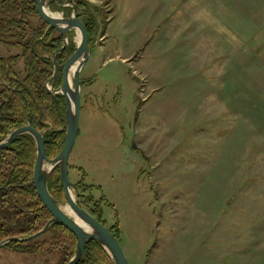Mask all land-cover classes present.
<instances>
[{
	"label": "rangeland",
	"instance_id": "rangeland-1",
	"mask_svg": "<svg viewBox=\"0 0 264 264\" xmlns=\"http://www.w3.org/2000/svg\"><path fill=\"white\" fill-rule=\"evenodd\" d=\"M83 1L99 36L69 157L78 203L119 227L130 264H264V60L243 22L219 0ZM56 233L1 247L0 264H57L30 252Z\"/></svg>",
	"mask_w": 264,
	"mask_h": 264
},
{
	"label": "trees",
	"instance_id": "trees-1",
	"mask_svg": "<svg viewBox=\"0 0 264 264\" xmlns=\"http://www.w3.org/2000/svg\"><path fill=\"white\" fill-rule=\"evenodd\" d=\"M71 1L78 18L81 17L77 14L78 10L89 13L86 26L92 47L99 36L98 18L84 7L83 0ZM37 18L40 17L36 0H0V44L21 49L19 55L0 57V138L15 129L31 125L44 133L47 155L53 158L65 144L67 103L62 94L50 91L48 85L56 90L63 84L61 72L55 79L51 78L55 70L53 58L64 44V39L44 20L37 24ZM73 36L71 34L70 37ZM75 46L74 42H70L71 50ZM56 55V58L67 57L60 53ZM20 62L23 63V70L17 72L15 68ZM59 64L62 65V62ZM36 157L35 139L27 133L0 151V243L12 237L37 233L52 217L32 184ZM49 189H56L58 194L61 192L59 172L50 177ZM13 218L17 221L16 225L9 222ZM49 231L57 233L51 239L33 242L30 252L56 251L60 254L57 264H68L76 251L77 238L58 223L52 224ZM111 231L119 236L118 226L112 227ZM18 243L20 241H10L5 246ZM77 264L115 263L101 243L92 240L86 244L85 255Z\"/></svg>",
	"mask_w": 264,
	"mask_h": 264
},
{
	"label": "water",
	"instance_id": "water-1",
	"mask_svg": "<svg viewBox=\"0 0 264 264\" xmlns=\"http://www.w3.org/2000/svg\"><path fill=\"white\" fill-rule=\"evenodd\" d=\"M66 3H60V0H36L39 16L50 26L54 27L64 37V46L62 51L68 46L69 36L71 34L80 35V40L74 53L68 58L63 67V84L60 88L54 90L62 94L67 103L65 144L59 154L50 158L47 156L44 134L31 125L23 126L13 130L4 138H0V151L9 147L17 138L23 134H30L34 137L37 146V160L34 169V185L37 194L43 205L50 211L52 217L46 226L27 237H12L0 243V248L10 241L27 242L46 233L52 224L58 223L72 232L78 240L74 256L68 264H77L85 255L86 244L96 240L105 248L113 259L115 264H130L129 259L120 244L119 238L111 229L107 228L94 215L82 208L76 200L73 189V182L69 173V157L75 146L80 129L81 115V72L91 56L90 35L86 24L76 16V10L71 0H65ZM58 4L64 13L67 8H72L70 16L57 15L50 8ZM55 70L51 80L55 79L59 64L54 55ZM49 86V85H48ZM52 91V92H54ZM61 169V179L66 197V204L69 205L71 214L66 213L64 208L49 189V181L52 172L57 168ZM67 206H65L66 208ZM78 220L82 221L86 227L81 225Z\"/></svg>",
	"mask_w": 264,
	"mask_h": 264
},
{
	"label": "crops",
	"instance_id": "crops-1",
	"mask_svg": "<svg viewBox=\"0 0 264 264\" xmlns=\"http://www.w3.org/2000/svg\"><path fill=\"white\" fill-rule=\"evenodd\" d=\"M219 4L220 13L243 22L241 27L252 36L251 51L264 60V0H219Z\"/></svg>",
	"mask_w": 264,
	"mask_h": 264
},
{
	"label": "flooded vegetation",
	"instance_id": "flooded-vegetation-1",
	"mask_svg": "<svg viewBox=\"0 0 264 264\" xmlns=\"http://www.w3.org/2000/svg\"><path fill=\"white\" fill-rule=\"evenodd\" d=\"M72 4H74V2L72 3ZM68 9V8H67ZM67 12V13H66ZM64 14L65 15H68V16H70L71 14H68V11L66 10L65 12H64ZM39 15V14H38ZM40 17V16H39ZM41 18V17H40ZM42 19V18H41ZM43 20V19H42ZM59 32V31H58ZM60 33V32H59ZM61 34V33H60ZM62 35V34H61ZM63 36V35H62ZM71 36V35H70ZM69 36V43H68V46L66 47V48H64L62 51H60V49L64 46V44L62 45V47L61 48H59L58 49V51H57V53H60V55L61 54H65V55H67V57L66 58H62L61 56L59 57V58H56V60H57V62H58V64H59V62H62V65L61 64H59V69H60V67L62 68V70L60 71H58V73L59 72H61L62 73V78H63V67H64V64H65V62L68 60V58L74 53V51H75V49H76V47L74 48V50H71V48H70V42H74V38H75V35L73 36V37H70ZM63 39H64V37H63ZM0 45H2V46H5V47H12V48H18L19 50H20V53H18V54H11V55H0V57H9V56H15V55H19V54H21V49H20V47H17V46H6V45H4V44H0ZM57 53H55V54H57ZM57 56V55H56ZM54 59V58H53ZM22 62H20L19 64H21ZM55 63V62H54ZM18 64V65H19ZM17 65V66H18ZM49 87V86H48ZM49 89H50V91H54V89L52 88V87H49ZM55 93H57V94H60L59 92H56V91H54ZM27 126V125H26ZM38 130V129H37ZM50 130V129H49ZM39 131V130H38ZM41 132V131H40ZM43 133V132H42ZM44 134V133H43ZM44 139H45V136H44ZM16 141V140H15ZM35 143H36V141H35ZM12 144V143H11ZM45 147H46V153H47V143L45 142ZM36 148H37V146H36ZM48 156V155H47ZM56 157V156H55ZM54 158V157H53ZM36 160H37V157H36ZM35 164H36V161H35ZM70 168V167H69ZM34 169H35V166H34ZM56 172H59V174H60V177H61V169H60V167H57L53 172H52V174L53 173H56ZM52 174H51V176H52ZM33 178H34V176H33ZM61 182H62V179H61ZM51 193L54 195V197H56L58 200H61L62 199V196H64V198L62 199V200H64L65 201V203L67 202V200H66V197H65V192H64V188H63V183H62V190H61V192L58 194V192H57V190L55 189V190H52L51 191ZM80 198V197H79ZM77 200V199H76ZM78 202V201H77ZM80 205V204H79ZM81 206V205H80ZM46 208V207H45ZM47 209V208H46ZM48 210V209H47ZM49 211V210H48ZM92 214V213H91ZM93 215V214H92ZM15 223L17 224V221L15 220Z\"/></svg>",
	"mask_w": 264,
	"mask_h": 264
},
{
	"label": "bare ground",
	"instance_id": "bare-ground-1",
	"mask_svg": "<svg viewBox=\"0 0 264 264\" xmlns=\"http://www.w3.org/2000/svg\"><path fill=\"white\" fill-rule=\"evenodd\" d=\"M78 36H79L78 39L80 40V35H78ZM64 207H65V206H64ZM64 211H66V213H68V214H71V213H72V211L70 210L69 205H67V207L64 208ZM78 222H79L81 225H83L84 227H86V225H85L82 221L78 220Z\"/></svg>",
	"mask_w": 264,
	"mask_h": 264
}]
</instances>
